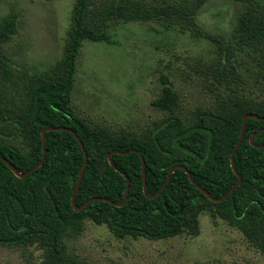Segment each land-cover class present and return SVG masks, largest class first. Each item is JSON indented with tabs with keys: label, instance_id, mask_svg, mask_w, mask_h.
Masks as SVG:
<instances>
[{
	"label": "trees",
	"instance_id": "1",
	"mask_svg": "<svg viewBox=\"0 0 264 264\" xmlns=\"http://www.w3.org/2000/svg\"><path fill=\"white\" fill-rule=\"evenodd\" d=\"M210 0L143 7L129 0L97 6L94 0H76L64 53L53 67L35 73L15 68L6 54L17 31L16 13L0 20V246L35 247L43 251L40 264H90L72 251L71 241L86 221L105 225L117 238L164 240L185 232H199L203 213L241 230L247 242L264 253V99L254 100L239 86L236 55L248 49L264 58V0H231L239 5L228 40L213 38L219 57L206 66L213 104L197 110L186 122L176 113L180 97L165 80L161 96L152 102L167 118L138 131H113L80 118L72 107L77 58L85 41L109 42L113 20L167 23L205 33L199 17ZM248 48V49H247ZM264 78V64H262ZM42 166L26 174L44 155ZM254 145L251 138L255 135ZM85 152L88 162L85 164ZM114 152H129L119 154ZM115 164V170L110 164ZM177 169L159 195L170 171ZM144 172L147 194L144 191ZM240 186L225 200V196ZM75 205L72 201L78 182ZM130 180L129 195L125 204ZM204 191V192H203ZM207 193V194H206ZM103 199V200H98Z\"/></svg>",
	"mask_w": 264,
	"mask_h": 264
},
{
	"label": "rangeland",
	"instance_id": "2",
	"mask_svg": "<svg viewBox=\"0 0 264 264\" xmlns=\"http://www.w3.org/2000/svg\"><path fill=\"white\" fill-rule=\"evenodd\" d=\"M76 0H0V20L17 14V31L4 46L19 71L42 72L64 53ZM121 0H94L97 6ZM143 7L179 5L193 0H129ZM239 5L210 0L201 16L205 33L186 24L167 26L154 20L110 22L109 42L85 41L77 58L72 91L75 113L113 131H138L170 114L152 105L168 80L180 97L176 113L186 122L209 108L214 95L206 66L218 59L213 38L228 40ZM248 49V48H247ZM239 86L254 100L264 99L261 54L248 49L236 55ZM197 234L185 232L164 240L117 238L105 225L86 221L71 241L72 251L90 264H264V253L250 245L241 230L203 213ZM35 247H1L0 264H40Z\"/></svg>",
	"mask_w": 264,
	"mask_h": 264
},
{
	"label": "water",
	"instance_id": "3",
	"mask_svg": "<svg viewBox=\"0 0 264 264\" xmlns=\"http://www.w3.org/2000/svg\"><path fill=\"white\" fill-rule=\"evenodd\" d=\"M249 118H254V119H261V120H264L263 118H259V117H257L256 115H248V116H246V117L244 118V120H243V128H242V132H241L240 140H239L238 145L236 146V148H235V150H234V152H233V154H232V158H231V163H232L233 170H234V172H235L237 175H238V173H237V170H236V168H235L234 156H235L236 152L238 151V149H239V147H240V145H241V143H242L243 136H244V131H245L246 121H247ZM65 130L71 132L72 134H74V135L77 137V139H78V141H79V143H80L82 149L84 150V145H83L81 139L77 136V134H76L75 131H73V130H71V129H67V128H48V129L44 130V132H43V134H42L44 155H43V158H42L41 162H40L35 168H33L32 170H30V171L27 172L26 174H22V173L18 172V171H17V170H16V169H15V168H14V167H13V166H12L7 160H6V159H3V161L6 162V163L10 166L11 170L15 173V175H16L18 178H22V179H24V178H26L27 176H29L32 172H34L35 170L39 169V168L42 166V164H43V162H44V160H45V156H46V151H45V135H46V133H47V132H51V131H65ZM261 132H264V129L261 130L260 132H258L257 134H259V133H261ZM257 134H255V135L251 138V144L254 145V146H255V144H254V139H255V137H256ZM256 147H258V148H264V146H256ZM114 153L128 154L129 152H124V153H123V152H114ZM0 158H1V157H0ZM87 162H88V156H87V153L85 152V164H84V166H83V168H82V170H81V173H80V179H81V177H82V175H83V173H84V171H85V168H86ZM110 164H111V166H112L113 168H115V170L118 171V169L116 168L115 164L113 163V161H112L111 159H110ZM177 169H183V170H186L183 166H176V167H174V168L170 171V173H169V175H168V178H167V180H166L164 186H163V187L158 191V193H157L155 196H153L152 198H155L157 195H159V194L161 193V191L164 189V187H165V186L167 185V183L169 182V180H170L172 174H173ZM186 171H187V170H186ZM187 172H188V174H189V176H190V179H191L192 183L195 184V185H197L196 182L192 179L190 172H189V171H187ZM238 176H239V175H238ZM80 179H79V182H78V185H77V189H76L75 195H74V197H73V201H72V204H73L75 210H78V211H81V210H82L84 207H86L88 204H90V203H92L93 201L96 200V199L90 200L87 204H85V206H83V207H81V208L76 207V205H75V199H76V195H77V192H78V190H79V187H80V181H81ZM241 182H242V180H241V178L239 177V182H238L237 186H235L232 190H230L225 196H223V197L220 198V199H215V198L211 197L209 194H207V193H206V194H207V196H208L212 201H214V202H221V201L225 200L227 197H229V196H230V195H231V194H232V193H233V192H234V191L240 186ZM129 190H130V180L128 179V188H127L126 196H125L124 201H123L121 204L118 205L119 207H122V206L125 204V202H126V200H127V197H128V195H129ZM144 191H145V193L147 194V183H146V175H145V172H144ZM203 192H204V191H203ZM98 200H103V199H98Z\"/></svg>",
	"mask_w": 264,
	"mask_h": 264
}]
</instances>
